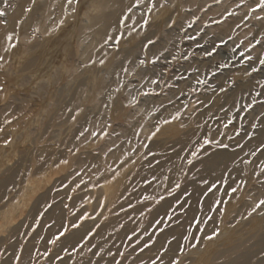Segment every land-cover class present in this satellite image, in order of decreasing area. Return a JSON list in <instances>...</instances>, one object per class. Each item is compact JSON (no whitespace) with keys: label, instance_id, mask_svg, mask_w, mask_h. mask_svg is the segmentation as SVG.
Masks as SVG:
<instances>
[{"label":"rangeland","instance_id":"374dc122","mask_svg":"<svg viewBox=\"0 0 264 264\" xmlns=\"http://www.w3.org/2000/svg\"><path fill=\"white\" fill-rule=\"evenodd\" d=\"M260 3L0 0V264H264Z\"/></svg>","mask_w":264,"mask_h":264},{"label":"bare ground","instance_id":"6f19581e","mask_svg":"<svg viewBox=\"0 0 264 264\" xmlns=\"http://www.w3.org/2000/svg\"><path fill=\"white\" fill-rule=\"evenodd\" d=\"M166 159L163 160V158H162L161 160L157 161L156 165L153 168H150L149 170L143 169L139 172V178L133 184L134 185L133 193H131L125 197L126 203L128 201H130L131 196L142 195L146 191L145 190L146 187L143 185V182L147 178L160 177V176L164 175V172L167 169L169 170L168 167H170L171 165L172 166L175 165L173 158H172V160L171 159L169 160L168 158H166ZM229 161H230V159H229L228 155L226 156L224 154V155H215V157L210 159V161L204 162L203 166H202L203 167V173L201 174V176H199V178H197V181L198 180H201V181L204 180L206 183H204L202 185H199L200 183L197 184L196 181L194 183H192L190 186H191V188H193V191L196 192L195 194L202 198L204 189L209 187V186L207 187L205 185H208L209 182L211 183L212 181L217 179V177L220 178L221 174L227 170V166H228L227 163ZM169 164H170V166H169ZM173 167H175V166H173ZM170 169L172 170V168H170ZM173 170H174V168H173ZM170 172H172V171H170ZM213 173L214 174L217 173V174L214 175ZM201 201L202 202L200 203V205L203 206L205 204V202L203 203V201H205V200L203 199ZM144 224H145V228L148 227L146 223H144ZM159 244L165 245V243H159ZM7 263H8V261H7Z\"/></svg>","mask_w":264,"mask_h":264},{"label":"snow or ice","instance_id":"6c2138e0","mask_svg":"<svg viewBox=\"0 0 264 264\" xmlns=\"http://www.w3.org/2000/svg\"><path fill=\"white\" fill-rule=\"evenodd\" d=\"M69 2H71V0H69ZM258 7L264 8V0H261V3L258 5ZM0 15H3V13H0ZM9 39H11V37H9ZM213 51H215V49H213ZM206 54L207 55H212V52H207L206 50ZM261 64H264V59L260 60ZM205 143H208V141H205ZM195 155V154H194ZM178 187V186H177ZM233 191H235V189H233ZM261 205H264V200H261L256 207L259 208ZM253 211H255V209H253ZM73 227H76V225H73ZM61 235H63V233H61ZM212 237H208V239H211Z\"/></svg>","mask_w":264,"mask_h":264}]
</instances>
